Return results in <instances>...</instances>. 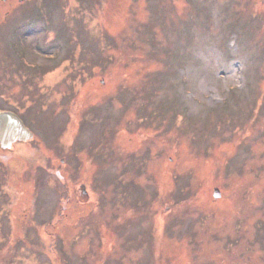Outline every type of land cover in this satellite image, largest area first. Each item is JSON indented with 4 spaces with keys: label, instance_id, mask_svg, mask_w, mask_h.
Here are the masks:
<instances>
[{
    "label": "rangeland",
    "instance_id": "rangeland-1",
    "mask_svg": "<svg viewBox=\"0 0 264 264\" xmlns=\"http://www.w3.org/2000/svg\"><path fill=\"white\" fill-rule=\"evenodd\" d=\"M30 8L0 27L34 133L0 145V264H264V0Z\"/></svg>",
    "mask_w": 264,
    "mask_h": 264
},
{
    "label": "water",
    "instance_id": "water-1",
    "mask_svg": "<svg viewBox=\"0 0 264 264\" xmlns=\"http://www.w3.org/2000/svg\"><path fill=\"white\" fill-rule=\"evenodd\" d=\"M31 134L23 126L20 119L11 112H0V145L2 148H10L17 140H25ZM217 188L213 190V197H219Z\"/></svg>",
    "mask_w": 264,
    "mask_h": 264
},
{
    "label": "flooded vegetation",
    "instance_id": "flooded-vegetation-1",
    "mask_svg": "<svg viewBox=\"0 0 264 264\" xmlns=\"http://www.w3.org/2000/svg\"><path fill=\"white\" fill-rule=\"evenodd\" d=\"M13 0H0V15H2V23L0 22V27H3L5 25V23L7 21H12L13 26H18L20 27L23 24H26L28 22H30L32 20V15L30 14V12L26 11H30V5L31 7L34 5L35 0H18V2L10 7V4ZM22 8V9H20ZM20 11H23L20 14ZM15 16L16 15V19H9L12 18V15ZM7 20V21H6ZM6 21V22H5ZM33 21V20H32ZM25 44V42H24ZM23 44V46H24ZM17 57H23V51L19 52V51H13ZM49 59V58H47ZM33 133V132H32ZM34 135V133H33ZM139 210H142V205L139 206Z\"/></svg>",
    "mask_w": 264,
    "mask_h": 264
}]
</instances>
